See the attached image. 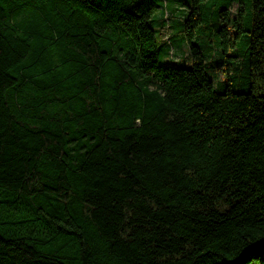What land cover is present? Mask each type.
I'll return each mask as SVG.
<instances>
[{
    "label": "trees",
    "instance_id": "trees-1",
    "mask_svg": "<svg viewBox=\"0 0 264 264\" xmlns=\"http://www.w3.org/2000/svg\"><path fill=\"white\" fill-rule=\"evenodd\" d=\"M254 261L264 0H0V264Z\"/></svg>",
    "mask_w": 264,
    "mask_h": 264
},
{
    "label": "rangeland",
    "instance_id": "rangeland-1",
    "mask_svg": "<svg viewBox=\"0 0 264 264\" xmlns=\"http://www.w3.org/2000/svg\"><path fill=\"white\" fill-rule=\"evenodd\" d=\"M179 9L176 11V19H177V27H175V30L179 32V34L176 36L177 38L181 36L182 34V26L179 23V20L183 17L184 14H186L187 7L184 5V2H179ZM237 12V5H235L232 8V16L234 17ZM168 17H171L168 15ZM180 24V25H179ZM164 33L161 35L163 39L170 40L171 34L174 32L171 27H169V24L164 26L163 28ZM174 49L173 53L171 55H168L162 48L159 50V61L163 64H190L191 63V57H190V48L189 45L186 42H181L180 40L176 43H173ZM251 264H258L256 261L252 262Z\"/></svg>",
    "mask_w": 264,
    "mask_h": 264
}]
</instances>
